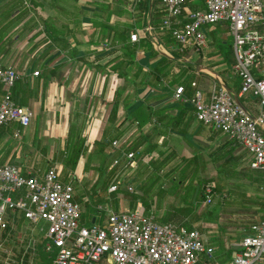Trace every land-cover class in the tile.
<instances>
[{"label": "crops", "instance_id": "obj_1", "mask_svg": "<svg viewBox=\"0 0 264 264\" xmlns=\"http://www.w3.org/2000/svg\"><path fill=\"white\" fill-rule=\"evenodd\" d=\"M194 5L186 3L181 21ZM162 15V0H0V61L15 69L11 95L31 112L26 126L15 120L0 125V162L34 172L55 165L59 177L73 183L81 212L89 216L86 202L102 199L91 204L93 221L106 210L137 208L196 227L213 247L210 262L229 264L239 239L262 218L264 172L249 165V153L236 140L195 117L189 96L195 86L205 93L224 87L253 114L257 97L238 94L234 52L226 62L220 46L231 36L226 22L204 27L205 51L180 50L160 28ZM177 84L184 86V99L173 98ZM105 132L110 140L103 144ZM123 149L137 150L134 166L113 164ZM115 177L117 189L104 190L102 181L108 187ZM199 188L205 196L198 197ZM36 225L44 233L46 222Z\"/></svg>", "mask_w": 264, "mask_h": 264}, {"label": "built area", "instance_id": "obj_2", "mask_svg": "<svg viewBox=\"0 0 264 264\" xmlns=\"http://www.w3.org/2000/svg\"><path fill=\"white\" fill-rule=\"evenodd\" d=\"M188 1L162 0L160 28L171 33L180 50L205 51L209 39L204 27L226 22L234 52L231 68L240 78L238 94L256 96L259 106L257 113L246 112L224 87L205 93L192 81L195 89L189 100L195 117L236 140L249 153V165L264 172V0H200L186 10L181 21L179 15ZM146 30L161 49L150 24ZM129 36L138 38L136 31ZM16 75L13 67L0 61V88L4 90L0 125L13 120L21 126L30 122V110L11 95ZM173 98H185L182 84L175 85ZM112 143L117 145L118 139ZM137 154V150L123 149L112 162L129 168ZM119 180L115 177L107 190L117 189ZM204 190L209 192L205 198L209 202L211 188ZM15 214L34 224L46 222V246L55 250L56 264H212L213 247L198 228L158 220L153 211L110 209L101 221L81 222V204L74 197L73 183L62 180L55 165L34 172L15 162H0V231ZM237 245L229 264H253L264 258V202L262 218L250 224V232Z\"/></svg>", "mask_w": 264, "mask_h": 264}, {"label": "rangeland", "instance_id": "obj_3", "mask_svg": "<svg viewBox=\"0 0 264 264\" xmlns=\"http://www.w3.org/2000/svg\"><path fill=\"white\" fill-rule=\"evenodd\" d=\"M230 37L225 43L220 44L226 62L233 58ZM201 61V58H197L194 62L201 63ZM173 204H178V200ZM248 215L245 220L246 225L251 220V215ZM16 219L17 215H11L7 227L0 231V264H43L46 262L44 256L47 255L41 245L42 242L44 244L43 231L27 219L22 218L19 221Z\"/></svg>", "mask_w": 264, "mask_h": 264}, {"label": "trees", "instance_id": "obj_4", "mask_svg": "<svg viewBox=\"0 0 264 264\" xmlns=\"http://www.w3.org/2000/svg\"><path fill=\"white\" fill-rule=\"evenodd\" d=\"M193 3H198L200 0H191ZM166 57L165 56H163L162 57V59L164 60ZM233 60H234V58H233ZM233 60L231 61V62H233ZM116 109V107H115V105L113 106V111L110 113V116L111 115H113L115 112H114V110ZM107 132H105L104 134H103V136H102V142H103V144H106L107 142H108V140H110V138L109 137H107ZM79 152H80V147H78L77 149H76V151H75V153L72 155V156H70V158H69V165H70V167L71 168H73L74 167V165H75V162H76V160H77V158H78V155H79ZM113 168H111V170H110V172H113ZM101 181V180H100ZM102 182H104V186H103V188H104V190H106V188H107V179H106V181L105 180H103ZM200 189V188H199ZM199 189L197 190V192H199ZM203 192H204V189H203ZM203 196H205V194H203L202 192H201V189H200V193H199V195H198V197H203ZM196 197H194V199H195ZM198 199V198H197ZM98 202H102V199L99 197V198H96V200L95 201H90L89 203L88 202H86V204L88 205L89 204V216H88V213L87 212H81V216H80V220L81 221H83V223H86V224H88V223H91V222H93V213H92V211H91V204L92 203H98ZM142 202H143V204L146 206V208H148V206H149V202L145 199V198H143L142 199ZM195 204H196V202L195 201H192V203L188 206V208L189 209H191V210H193L194 209V207H195ZM103 217H104V214L103 213H101L100 214V216L99 217H97L94 221H101L102 219H103ZM17 220V219H16ZM187 226H190L189 224H186ZM41 245H42V247L44 248V251H45V254H47V255H45L44 257H45V259H46V262H44L43 264H56L54 261H53V258H54V252H55V250L54 249H52V248H47V246H46V238L44 237V244H43V242L41 243ZM52 261L54 262V263H52Z\"/></svg>", "mask_w": 264, "mask_h": 264}, {"label": "water", "instance_id": "obj_5", "mask_svg": "<svg viewBox=\"0 0 264 264\" xmlns=\"http://www.w3.org/2000/svg\"><path fill=\"white\" fill-rule=\"evenodd\" d=\"M232 95V94H231ZM233 99L235 100V102L246 112H248L245 108V106L242 104L241 100L239 99V97L237 95H232Z\"/></svg>", "mask_w": 264, "mask_h": 264}]
</instances>
